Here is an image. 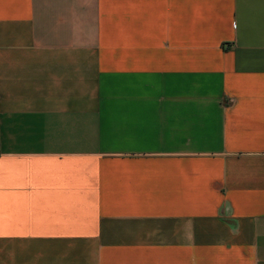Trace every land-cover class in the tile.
I'll list each match as a JSON object with an SVG mask.
<instances>
[{
	"label": "crops",
	"instance_id": "crops-1",
	"mask_svg": "<svg viewBox=\"0 0 264 264\" xmlns=\"http://www.w3.org/2000/svg\"><path fill=\"white\" fill-rule=\"evenodd\" d=\"M0 264H264V0H0Z\"/></svg>",
	"mask_w": 264,
	"mask_h": 264
}]
</instances>
